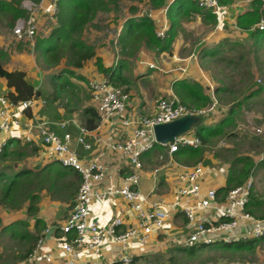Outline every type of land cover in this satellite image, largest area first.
<instances>
[{"label": "crops", "instance_id": "crops-1", "mask_svg": "<svg viewBox=\"0 0 264 264\" xmlns=\"http://www.w3.org/2000/svg\"><path fill=\"white\" fill-rule=\"evenodd\" d=\"M9 1L10 0H1L0 4ZM56 1L57 0H46L43 4H41V7L39 9H36L32 13H30L25 10V8L23 7V3L31 2L32 4H34L35 2L31 0H22L19 9L29 14V18H33L35 20L38 29L39 24L41 25L43 16L48 17L50 15L48 14V9L52 5V3H55ZM173 1L174 0H167L166 6L158 9H151L149 7L150 10L145 13V16H148L149 14L151 15L148 17L151 18V20H153V22L155 23L156 29L160 27L164 20L168 22L170 28L171 22L167 16V10L169 5ZM144 2H146L148 5V0H145ZM242 2L243 1H235L232 5L226 8V15L228 16L226 24L228 25L224 28V30H227L229 33L224 35L227 38L233 37V35L230 34L231 31L236 34H239V32L241 31H239V28H237L236 26V17L247 11L244 8ZM134 3L136 2H133L132 10L135 9L134 13H136L137 5ZM187 7V5H184L182 7V10L175 17V19H177L178 21V24L174 29L176 36L171 46L170 52H158L154 48L147 47L146 44L145 46H141L144 48L140 47L141 49L138 48L136 52V61H138V68L136 69L134 67L135 71L128 63L126 57L129 56L126 53H122V50L121 53L126 57H120V48L117 45L116 47H114V55L105 46L94 47L96 53L95 57L92 60L86 62L83 68L72 69L75 73V76H68L65 73H61L62 70L66 68L65 66H61V69H59L60 66H58L52 69V71L51 69L45 70L43 74L33 73V75L35 74V78L32 74L30 75L29 73H27L26 70L16 69L17 71L25 72L27 80L34 86V88L40 89L44 92V96L39 99H42L45 103L43 105L37 106L32 111H26L24 117L20 119L19 129H17L13 133V136H11L23 140L21 142L24 143V140L26 139L25 137L29 135V137L32 139V144H34L39 149L37 156L29 158L30 161L39 163V167L37 169L42 168L47 163L55 161L51 154L43 147L42 140L38 135V131L34 128L35 122H37L38 120H44L51 122V129L58 136H62L64 132H68L71 135L69 147L76 153L79 159L85 161L96 157L100 153L104 154V158L101 162L109 167V172L106 178L98 183L93 184L94 190L103 191L110 185L118 187L121 184L123 175L132 169L134 150L132 149L125 154H121L120 152L109 149L107 147V144L111 142L116 143L128 140L132 136L134 127L141 118L154 115L156 101L159 98L175 96L179 100L177 93L175 92V83L177 81L186 80L189 82L199 83L204 88V93L208 94L203 81L204 77L207 78V75L204 72L206 71L204 69V64L208 57L214 54L213 49H209V47H201L200 54L198 52L197 54L192 53L191 55H189L188 53L185 54L183 52L184 49H181L184 46L183 41H181V35L189 30L188 28H186V24L184 23L185 20H182L181 18L185 17L184 15L187 14L192 18L196 17L194 19L197 20L200 25H202L201 21L206 22L205 20H202L199 14L186 13L185 10ZM163 9L166 10L164 15L162 14ZM139 16L140 13L138 12L135 15H128V17L123 20V23L125 24L128 19H131V17L135 18ZM0 17H5L9 26L10 16L9 14L5 13L3 9H0ZM19 19H24V17H19L17 20ZM51 21L54 20L51 19ZM14 24L12 27L9 26L12 31ZM123 26L124 25H121L119 27L118 34L115 39L117 40V44L119 40L118 37L121 34ZM202 26L205 27L204 25ZM52 29H49L44 36L47 37ZM241 34H243V32ZM222 37L224 36L222 35ZM217 41L218 40L214 38L213 45H210V47H213L215 42ZM204 46L209 45L204 44ZM116 55L118 56L116 57ZM96 57L100 58L104 67L107 68L114 67L115 65L121 63V74L122 76H124V73L127 72L128 74L124 76L127 79L128 76L131 77L133 75L134 71L135 73L133 75V78L135 79V83L131 84L130 80L128 79L130 83L128 86V94L130 100L126 108V112L122 117L116 119V122H113V124L99 125L98 123L95 129L87 130L88 133L85 136V141L91 145V150L86 151L77 143V137L80 135V133L76 126L70 125L66 127L65 130H61L57 126V123L69 118H76L80 125L85 127L84 123L86 117L83 116V111L88 108L95 109V105L89 94L88 87H90V84L92 83H100L105 79V77L97 70V67L95 65ZM149 65H152L153 67L150 68ZM6 69L9 71H15L13 69ZM53 70H57L58 73L53 72ZM52 74H60L61 76H64L62 78H67L66 80L68 81L69 85L60 91L58 86H53L50 83V76ZM78 77H82V79ZM40 79H43L44 83L43 80ZM45 82L47 83L46 87L48 85V88H40L41 85L43 86L45 84ZM59 82L61 83V81ZM65 89L73 90L74 93L75 91H78L77 96L75 97V102L81 101L84 104V106L81 107L83 108L82 112L75 110L73 111V108L75 106L73 108H70L58 103L60 95L63 94L62 92ZM9 91L12 90L7 88L6 81L0 78V94L5 96ZM256 93H253L251 96H255ZM229 110L230 108H227L226 106L213 103V105L208 106L206 110V112L209 111L210 113L206 117L202 116L199 124H203L206 126H215L222 118H224L228 114ZM229 128H225L224 135L226 134V129ZM193 129L187 134L192 136ZM224 135L218 137H223ZM2 136L0 137V141L2 139H5ZM151 140L152 136L147 134L141 137L138 140V143L140 145H146L151 142ZM160 156H162V159H160ZM202 158L203 159H201L199 162L195 163L185 162L181 158L175 157L174 155H169L162 146L152 147L151 149L142 153V155L140 156L142 168L140 171H138L140 177L139 190L143 194H145L152 202H168L169 200H171L173 193L181 186V184L178 182V175L185 168L193 166L195 164L203 165V162L205 163L203 165L205 173L201 181L202 189L218 190L224 187L226 185L227 179V167L229 166L222 165L221 167L217 162H214V159L210 158L209 156H202ZM238 158L243 159V157ZM240 164H242V162H240L239 165ZM256 167L257 166H254L252 175ZM35 170L36 169H34V171ZM252 195L255 197V199L257 198V200H260L258 199L256 194L252 193L251 196ZM37 207L38 212L34 217L28 216L26 213V209H21L19 212H12L10 214L4 213L5 210H0V231L4 234L9 235L10 237H13L14 239L17 238V242L19 241V243H17L16 245H20V248L24 244V250L22 253L24 254L26 253L27 248L32 246V243L30 245V243L26 239L22 238L18 233L23 234L24 232H28L33 236H37L38 234L42 236L43 231L48 228V234L45 236L43 235L44 245L41 252L43 254L50 253L51 255H54V260L51 264L67 263V257L64 255V252L56 243V239L59 236L56 231L58 230V227L63 223L65 217L69 212L67 205L61 203L59 200H51V198L48 196L43 198L40 203L37 204ZM89 211L90 218L97 221L102 226H109L113 224L116 219L121 220V226L119 227L120 230H125L129 225L134 224L135 221L134 216L129 210L128 206L120 197H114L113 199L104 201H94ZM36 219H40L41 224L40 226L35 228ZM18 221L27 223V226H21L18 229V232L14 231L10 233L7 228L12 223ZM170 225L173 229H168L167 232H174L175 230L176 232L182 231L183 225H185L184 219L177 215V217L173 219V222H171ZM247 227L250 226H240L238 230L235 231V234L242 233ZM176 237L177 239H179L180 236L169 235L166 238H164V236H154L152 240L146 245H139L136 242L131 241L128 244L126 253L134 258L135 256L142 257L145 253L149 254V252L153 251L154 249L165 250L168 249V246L170 245L177 246L176 241L174 242V239ZM118 249L119 246H111L107 244L103 247L99 255L84 250L79 253V260L75 264H110L111 262L116 260ZM18 261V264H22L24 260L19 259ZM38 264L44 263L39 261Z\"/></svg>", "mask_w": 264, "mask_h": 264}, {"label": "built area", "instance_id": "built-area-1", "mask_svg": "<svg viewBox=\"0 0 264 264\" xmlns=\"http://www.w3.org/2000/svg\"><path fill=\"white\" fill-rule=\"evenodd\" d=\"M45 1L40 0L36 4L25 2L23 7L27 12L32 13L39 9ZM56 2L52 3L48 9L50 15L47 16L52 20H55ZM199 6L213 13L225 12V7L219 4V0H199ZM165 11V9L162 10L163 15ZM253 28L259 31L264 30V20H260ZM36 29L33 18L19 19L14 24L13 35L18 39H30L35 36ZM168 30L169 24L164 20L156 30L157 37L163 39ZM149 67L153 66L149 65ZM203 80L212 90L207 79L204 77ZM89 88L99 125L113 124L116 119L125 114L130 100L125 86L114 85L108 79H104L100 83L90 84ZM211 95H213L212 92ZM44 103L42 99L12 102L0 94V137L3 135L2 137L5 138L0 141V154L8 138H11L13 133L19 129L20 119L24 117L25 112L32 111ZM206 110L207 108L197 111L189 109L182 105L175 96L159 98L156 101L154 115L141 118L128 140L107 144L109 149L121 154L133 149V170L123 175L120 186L110 185L103 191L94 190L93 184L100 182L108 175L109 167L101 162L104 154L100 153L90 160L83 161L70 149L71 135L68 132L58 136L51 129V122L44 120L35 122L34 128L38 131L43 147L63 167H70L81 175V183L72 201L73 205L56 231L59 234L56 243L68 259L65 264L77 263L79 253L84 250L99 255L107 244L119 246L116 260L110 264H131L133 257L126 253L128 244L134 241L139 245H146L154 236L166 238L169 235H178L179 239L177 237L174 239L177 246L190 248L218 243L232 244L264 235V219L256 218L246 210L254 186L252 176L241 185L226 192H219V189L203 190L201 181L205 169L202 164H195L185 168L178 175V182L181 186L168 202H152L139 190L138 171L142 168L140 156L155 144L153 127L187 115L201 117ZM70 125L76 126L79 130L77 143L84 150H91V145L85 141L88 131L80 125L76 118L57 123L61 130H65ZM147 134L152 136L151 142L140 145L138 140ZM25 138L26 143H32L29 135ZM200 145L201 142L197 137L186 133L175 138L173 143L162 145V147L169 155H173L179 146L198 147ZM114 197H120L134 216V224L129 225L125 230H120L121 220L119 219L109 226H102L90 218L89 209L94 201H104ZM177 215L184 219L185 225L182 231L167 232L166 225L173 222ZM240 226L250 227L240 234H235ZM48 232V228L43 231L42 236L36 241L22 264H38L39 261L44 264L53 262L54 255L41 252L44 236Z\"/></svg>", "mask_w": 264, "mask_h": 264}, {"label": "trees", "instance_id": "trees-1", "mask_svg": "<svg viewBox=\"0 0 264 264\" xmlns=\"http://www.w3.org/2000/svg\"><path fill=\"white\" fill-rule=\"evenodd\" d=\"M38 3L40 0H31ZM121 0H57L56 12L54 18L55 27L51 30L47 37L37 38L34 44V51L37 59L43 61L45 68H56L64 59L66 69L61 73L68 76H75L72 69H81L86 62L92 60L96 53L94 47L84 40V32L86 27L92 22L99 12H110ZM135 2H143L145 0H131ZM237 0H219V4L229 7ZM22 0H10L0 4V9L10 16L9 26L12 27L19 17L28 18L29 14L19 9ZM251 9L236 17V26L248 37L258 41L264 39V30L259 31L255 27L261 18H264V1L251 0ZM167 0H148L151 9H158L166 6ZM187 5L186 13L199 14L202 20L211 24L217 23L218 17L210 10L199 6V0H174L168 7L167 16L170 20V28L165 37L160 39L156 35V25L148 16L135 17L128 19L119 35L118 43L121 46L122 53H127L134 49L136 42L141 40L147 47L154 48L158 52H170L171 46L175 39L176 33L174 29L177 27L178 21L175 17ZM114 7V8H113ZM113 8V9H111ZM132 10V8H131ZM139 46L134 50L137 51ZM97 70L108 79L112 84L119 86H129V80L122 76L121 63L114 67H104L102 60L98 57L95 59ZM60 74H52L50 83L58 86L61 91L69 85L67 78H62ZM0 78L6 81L9 91L5 96L12 102L27 101L38 99L44 96V92L35 89L27 80L23 71H9L0 64ZM82 79V77H78ZM61 81V83L59 82ZM128 91V88H126ZM204 88L196 82L180 80L175 83V92L182 105L189 109L202 110L213 105L214 100L211 95L204 93ZM215 101V102H214ZM219 105V103H218ZM239 104L231 107L228 114L222 118L215 126H206L199 124L194 127L193 135L197 137L201 145L198 147L179 146L177 151L173 153L175 157L181 158L185 162H199L204 154V147L210 139L224 135L225 128L235 125V116L238 112L236 109ZM210 113V112H209ZM86 117L84 126L87 130H93L98 124V117L95 109L88 108L83 111ZM21 139L16 137L9 138L3 146L0 154V164L18 163L25 158H32L38 155V148L32 143H22ZM153 147H160L153 144ZM26 160V159H25ZM242 162L243 166L239 167ZM264 165V160L261 162ZM255 165L247 158L235 159L231 166L227 169L226 185L220 188L219 192H226L229 189L241 185L251 175ZM81 183V175L78 171L63 167L57 161L45 164L42 168L30 170L24 166H19L17 171L12 174L0 172V208L7 210L19 209L21 204L19 201L16 205L14 202L19 197L21 200L31 202L27 206L26 213L28 216L34 217L38 212L37 202L40 201L38 193L46 190L51 200H72L74 199L77 189ZM36 204H33L34 202ZM71 204H73L71 202ZM69 208V207H68ZM246 210L256 218L264 219V204L262 201L250 196ZM41 220H35V228L40 226ZM27 226V223L18 221L12 223L7 230L18 232L20 227ZM1 227V219H0ZM43 227V226H42ZM22 238L26 239L32 246L27 248L26 253L22 254L19 259L25 260L31 252L36 241L41 235L33 236L28 232L18 233ZM264 243V235L259 238H253L247 241L235 242L232 244L218 243L214 245H200L194 247H175L177 250L184 249L191 256L199 250L205 248H216L228 251H253L259 244ZM140 257H134L136 261Z\"/></svg>", "mask_w": 264, "mask_h": 264}, {"label": "rangeland", "instance_id": "rangeland-1", "mask_svg": "<svg viewBox=\"0 0 264 264\" xmlns=\"http://www.w3.org/2000/svg\"><path fill=\"white\" fill-rule=\"evenodd\" d=\"M130 1L121 0L115 8L113 7L114 9L111 8L113 10L110 12H99L86 27L84 40L93 47L105 46L113 55L114 47L117 45L120 48V57H126L121 53L120 44H117V40H115L119 27L124 25L123 20L128 15H135L138 12L140 13L139 17H142L150 10L146 2H136L134 4L137 5V12L134 13L135 9L131 10V8L135 1H131L132 3ZM237 1H243L242 4L247 11L251 9V0ZM226 8L228 7H225V12L214 13L218 17L217 23L211 24L201 21V24L205 27L194 19L196 17L192 18L185 14V17L181 19L185 20L184 23L189 30L181 35V41L184 43L181 49H184L183 52L185 54L191 55L198 52L200 54L201 47L212 48L214 54L208 57L204 64V69L206 70L204 72L207 75V78H205L210 83L212 90L208 87L206 81L203 80L204 85L212 92L217 104L219 103L227 108L239 104L236 109L238 113L236 114L235 125L226 129V134L223 137L210 140L204 147L203 157L209 156L221 167L222 165L230 167L234 159L238 157L250 159L253 165L257 166L253 175H251L254 182L252 193L256 194L258 199L264 204V165L261 163L264 160V39L255 41L245 33L241 34L240 30L239 34L231 31L230 34L233 37H225L224 34L229 33L227 30H224L228 25L226 24L228 18ZM262 19L264 20V18L260 20ZM55 25V20L51 21L49 17L43 16L41 25L39 24V28L36 29L37 32L33 38L18 39L13 35V31L8 26L6 18L0 17V64L8 69L26 70L30 75H33V73L43 74L48 68H45L43 61L37 59L34 44L37 38L45 37L44 35L47 31ZM214 38L218 41L215 42L213 47H210V45H213ZM204 44L209 46H204ZM135 45L134 49L127 52L132 55L127 54L129 57H126L133 70L138 68V61H136L137 51L134 52V50L138 46L139 48L143 45L145 46V43L139 40ZM58 66H60L59 69L62 68L61 66H65V60L63 59ZM53 72H57V70H53ZM127 74L125 72L124 76ZM133 75L131 77L128 76L131 84L135 83ZM46 84L45 82L43 86L38 87H46ZM46 88H48V85ZM88 89L91 96L90 88L88 87ZM77 92L75 91L74 93L73 90L65 89L62 92L63 94L60 95L58 103L70 108L75 106L73 111L82 112L83 108L81 107L84 104L81 101L75 102ZM253 93H256V95L251 96ZM208 114L209 111L202 116L206 117ZM200 119L201 117H199V122ZM25 159L21 163L9 162L5 165L0 164V172L10 174L13 171H17L19 166H24L30 170L39 167V163L30 161L29 158ZM160 159H162V156H160ZM242 166L243 164L239 165V167ZM38 195L40 201L48 197L46 190H41ZM18 201L21 204V208L19 209L7 210L0 208V210H5L4 213L10 214L12 212H19L31 204V202L21 200L19 197L14 202V205ZM40 201L32 203L36 204L37 202L39 204ZM59 201L67 205L69 207L68 210L73 205L71 204L72 200L66 201L60 199ZM170 224L171 222L166 225V228L172 230L173 228ZM17 243H19V241L17 242V238L14 239L0 231V264L19 263L18 258L23 253L24 244L20 248V245H16ZM175 247L179 246L170 245L165 250L154 249L155 251L143 254L144 256L133 261L131 264H264V243L259 244L253 251H224L216 248H205L195 252L191 256L184 249L177 250Z\"/></svg>", "mask_w": 264, "mask_h": 264}, {"label": "water", "instance_id": "water-1", "mask_svg": "<svg viewBox=\"0 0 264 264\" xmlns=\"http://www.w3.org/2000/svg\"><path fill=\"white\" fill-rule=\"evenodd\" d=\"M199 125V117L184 116L175 121L156 125L153 127L154 143L160 146L173 143L175 138L189 132L190 129Z\"/></svg>", "mask_w": 264, "mask_h": 264}, {"label": "clouds", "instance_id": "clouds-1", "mask_svg": "<svg viewBox=\"0 0 264 264\" xmlns=\"http://www.w3.org/2000/svg\"><path fill=\"white\" fill-rule=\"evenodd\" d=\"M205 88H206V90H207V93H211L208 89H207V86L205 85ZM209 95H211V94H209ZM211 97L213 98V95H211ZM214 99V98H213ZM180 102V101H179ZM202 117V116H201Z\"/></svg>", "mask_w": 264, "mask_h": 264}]
</instances>
